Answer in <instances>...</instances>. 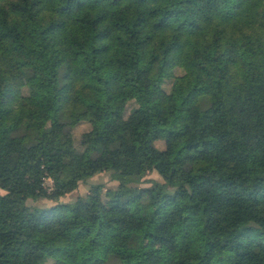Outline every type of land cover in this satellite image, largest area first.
<instances>
[{"label": "trees", "instance_id": "1", "mask_svg": "<svg viewBox=\"0 0 264 264\" xmlns=\"http://www.w3.org/2000/svg\"><path fill=\"white\" fill-rule=\"evenodd\" d=\"M0 264H264V0H0Z\"/></svg>", "mask_w": 264, "mask_h": 264}, {"label": "rangeland", "instance_id": "2", "mask_svg": "<svg viewBox=\"0 0 264 264\" xmlns=\"http://www.w3.org/2000/svg\"><path fill=\"white\" fill-rule=\"evenodd\" d=\"M174 73L175 74H179L180 73V69L179 68H176L174 70ZM13 80L16 81V83L21 86L23 85L24 83V80L21 78V76L16 73L14 74L13 76ZM170 84H171V80H166L163 84V88L165 91H169V88H170ZM16 105H17V102H16ZM87 128V123H81L79 126H77L75 129H74V133H75V136L76 138L79 136V134L84 131L85 129ZM162 141H157L156 142V145L159 147V148H162ZM146 179H157V180H160V177L154 172L150 175H148L146 177ZM108 176L107 174H95L93 177H91V179H89L86 183H80L77 190L68 194L67 196H65V200H70L72 198H74L77 194H81V193H85L88 188H89V185L91 183H106L107 185L109 184V181H108ZM143 186H148V184H142ZM147 248H153V249H156L159 253H163L164 251V246H161V245H158V244H155L153 243L151 240H148V244H147ZM138 256L136 254H127L125 260L126 262H131L133 260H135Z\"/></svg>", "mask_w": 264, "mask_h": 264}]
</instances>
